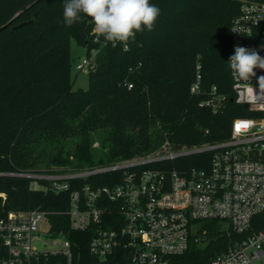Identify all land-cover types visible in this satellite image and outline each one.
I'll return each instance as SVG.
<instances>
[{
  "label": "trees",
  "instance_id": "16d2710c",
  "mask_svg": "<svg viewBox=\"0 0 264 264\" xmlns=\"http://www.w3.org/2000/svg\"><path fill=\"white\" fill-rule=\"evenodd\" d=\"M243 1L150 0L160 8L153 31L137 32L125 49L96 34L84 14L67 26L65 0H0V217L69 208V192L35 189L29 175L148 157L165 143L172 152L212 145L230 137L235 118L256 116L235 102L228 65L232 22ZM71 40L87 57L97 52L87 89L74 88ZM198 73L204 89L228 98L223 113L202 107L205 96L191 93ZM211 157L202 152L163 165L185 174L207 168ZM120 177L103 174L74 185H108ZM49 220L71 240L75 258L85 260L92 231L71 232L63 215ZM205 227L206 244H191L172 264H209L227 248L221 224ZM253 227L264 228V212Z\"/></svg>",
  "mask_w": 264,
  "mask_h": 264
},
{
  "label": "built area",
  "instance_id": "2783aa9c",
  "mask_svg": "<svg viewBox=\"0 0 264 264\" xmlns=\"http://www.w3.org/2000/svg\"><path fill=\"white\" fill-rule=\"evenodd\" d=\"M231 36V55L242 46L264 57V0L241 3ZM123 45L127 49L128 44ZM95 57L93 53L83 59L77 69L89 73ZM255 71L251 83L258 92L257 79L264 70ZM231 79L235 102L256 116L235 118L224 141L181 152L170 151L165 143L161 153L148 157L29 175L39 189L69 192V208L10 211L0 217V264H172L191 244H206L205 223L210 221L221 224L230 238L227 248L209 264H264V228L253 227L255 217L264 212V97L250 102L243 92L247 85L232 73ZM190 91L205 96L200 105L214 114L227 107L225 95L215 87H202L199 73ZM202 152H212L207 168L179 174L163 165ZM115 172L121 173L119 181L108 185H74ZM37 180L47 184L41 186ZM54 215L67 217L71 232L92 231L86 262L83 255L75 258L72 242L63 232L53 230L49 219Z\"/></svg>",
  "mask_w": 264,
  "mask_h": 264
},
{
  "label": "clouds",
  "instance_id": "9594fccd",
  "mask_svg": "<svg viewBox=\"0 0 264 264\" xmlns=\"http://www.w3.org/2000/svg\"><path fill=\"white\" fill-rule=\"evenodd\" d=\"M81 14L91 19L94 31L106 41L127 44L137 32L153 31L160 8L150 0H65L63 18L67 26L79 21ZM228 65L232 75L247 85L243 92L250 102L264 97V76L257 79L258 92L251 83L255 70H264V57L257 50L236 46Z\"/></svg>",
  "mask_w": 264,
  "mask_h": 264
},
{
  "label": "rangeland",
  "instance_id": "374dc122",
  "mask_svg": "<svg viewBox=\"0 0 264 264\" xmlns=\"http://www.w3.org/2000/svg\"><path fill=\"white\" fill-rule=\"evenodd\" d=\"M97 55V52H94ZM70 55L72 63V79L75 89H87L89 86V73L77 69V65L87 58L86 48L79 46L75 40H71ZM35 189H39L34 186Z\"/></svg>",
  "mask_w": 264,
  "mask_h": 264
}]
</instances>
